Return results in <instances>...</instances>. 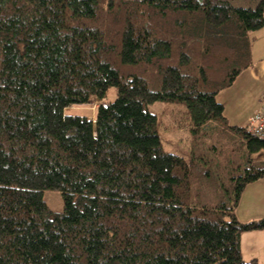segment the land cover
<instances>
[{
	"label": "trees",
	"instance_id": "trees-1",
	"mask_svg": "<svg viewBox=\"0 0 264 264\" xmlns=\"http://www.w3.org/2000/svg\"><path fill=\"white\" fill-rule=\"evenodd\" d=\"M262 28L264 0H0V264H258L240 238L264 218L235 210L264 177V139L230 126L217 96ZM155 102L183 104L231 172L219 206L200 204L202 184L221 195L215 160L165 152Z\"/></svg>",
	"mask_w": 264,
	"mask_h": 264
},
{
	"label": "rangeland",
	"instance_id": "rangeland-1",
	"mask_svg": "<svg viewBox=\"0 0 264 264\" xmlns=\"http://www.w3.org/2000/svg\"><path fill=\"white\" fill-rule=\"evenodd\" d=\"M234 88L235 87L232 88V92L235 90ZM236 88H238V85H236ZM236 90H239V88ZM240 91L242 90L240 89ZM114 93L115 89H110L109 95L114 96ZM221 94L227 93L223 91V93ZM224 98L227 102L234 103L235 106L241 105L242 107H239V109H243L244 113H246L245 108L250 107L251 104L248 101L244 105L243 100L240 98ZM217 99H220V94L217 96ZM97 105L98 104H94L88 107L72 108L68 109L66 112L67 114H80L92 117L94 115V109ZM147 109L151 114L157 116L158 134L161 140L162 148L165 152L180 156L188 163L193 151H195V153L200 152L197 154V156H201L202 160L207 161V158L212 159V161L215 160L216 166L213 165L211 171L213 173L214 179L218 182V185L221 186V195L220 192L215 193L212 196L209 194L204 195V192L209 190H215L217 192V188L211 189L210 186L202 184L201 192L203 195L200 198V204L201 206H206L208 208H215L219 206L222 202L221 197H225L222 191H230L232 187V184L228 180L229 177H231V172L224 169V162L221 166V158L216 157L215 153L209 152V150L207 149L208 147H206L205 145L201 146V139H197V137L195 136L193 138L191 133H189L188 129L190 127V124L187 119L185 106L179 103L155 102L151 105H148ZM226 111L230 115L232 109L226 108ZM254 159L256 161L263 160L264 151L255 155ZM218 160L219 162H217ZM196 164L197 165L194 166L196 170L192 171L193 174L198 175V172H201L200 175L202 177H205V172H207V168L209 165H205L203 161H197ZM217 166H219V168ZM259 182H261L259 184H262L264 180ZM251 186L252 185L246 186L241 195L242 197L240 199L241 203L239 202V208L237 207L235 210V216L239 222L242 221L244 223L245 220L249 221V219H251L252 221H255L264 218V198L261 197L263 190L262 188L254 187L255 185L252 187ZM201 192L199 197L201 196ZM43 199L51 211L56 213H61L63 211V199L59 192L55 190H46L43 194ZM254 251L257 253L261 260H264L263 249L260 248L259 250H255L252 243H247L243 246V255L245 259L249 255H251V253H254Z\"/></svg>",
	"mask_w": 264,
	"mask_h": 264
},
{
	"label": "crops",
	"instance_id": "crops-1",
	"mask_svg": "<svg viewBox=\"0 0 264 264\" xmlns=\"http://www.w3.org/2000/svg\"><path fill=\"white\" fill-rule=\"evenodd\" d=\"M250 39H251V60H252L251 66L247 70L243 71L236 78L231 88L225 90V93L227 94H221L223 93L221 92L220 99L219 100L217 99V101L221 103L224 107V116L228 124L232 127H237V128H247L248 118L251 115H253V113L258 109L260 97L264 91V28L251 33ZM236 85H238L239 90H236L238 89L236 88ZM233 87H235L234 88L235 90L232 92L231 90ZM240 89L242 91H240ZM224 97H230L233 99L240 98L243 100L244 105L248 101L251 104L250 107L245 108L246 113H244L243 109H239V107H242L241 105L235 106L234 103L227 102ZM226 108L232 109L230 115L227 113ZM261 161H264V159ZM263 180L264 177L252 184H249L252 186L255 185L254 187L262 188L263 190L261 194L262 198H264V182L262 184H259L261 183L259 181H263ZM250 221L252 220L251 219H249V221L245 220L244 223ZM247 243H252L255 250H259L260 248L264 250V245H263L264 231L246 232L243 233L240 238V252L243 261L250 262L252 260H255L258 264H264V260L263 259L261 260L255 251L245 259L243 255V246Z\"/></svg>",
	"mask_w": 264,
	"mask_h": 264
},
{
	"label": "built area",
	"instance_id": "built-area-1",
	"mask_svg": "<svg viewBox=\"0 0 264 264\" xmlns=\"http://www.w3.org/2000/svg\"><path fill=\"white\" fill-rule=\"evenodd\" d=\"M247 129L250 134L264 139V91L260 97L258 109L248 118Z\"/></svg>",
	"mask_w": 264,
	"mask_h": 264
}]
</instances>
